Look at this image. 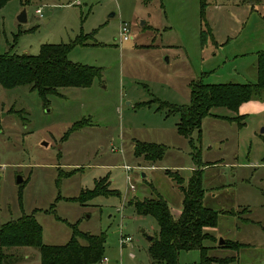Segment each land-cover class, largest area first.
Listing matches in <instances>:
<instances>
[{"label": "rangeland", "instance_id": "374dc122", "mask_svg": "<svg viewBox=\"0 0 264 264\" xmlns=\"http://www.w3.org/2000/svg\"><path fill=\"white\" fill-rule=\"evenodd\" d=\"M24 1L11 0L0 9V56H36L42 45H68L91 35L67 59L99 69L100 77L89 88L60 89L47 107L29 87L0 86V229L33 216L43 244H65L75 226L104 235L107 261L98 264H151L147 238L158 234L157 223L137 215L125 199L153 198L152 184L177 216L183 195L165 170H178L186 184L201 169L203 206L223 212L215 228L204 230L213 239L204 244L208 255L234 258L229 264H264V113L246 116L238 127L220 118L235 117L228 110L214 108L200 136L195 131L184 138L176 132L179 116L156 110L159 102L188 105L189 84L201 77L206 84L255 82L256 53L264 50V0H207L204 20L199 0H30L22 6ZM22 11L26 23L18 22ZM123 24L129 28L126 42L118 36ZM205 24L213 40L203 44ZM78 121L82 129L64 138ZM136 141L167 148L153 163L157 169H146L151 163L134 157ZM73 170L78 171L65 177ZM107 175L119 195L85 204L64 200L92 190ZM121 237L131 241L120 245ZM220 240L244 247L221 248ZM5 254L4 264H40L37 248ZM199 260L197 251L178 256V264Z\"/></svg>", "mask_w": 264, "mask_h": 264}, {"label": "trees", "instance_id": "16d2710c", "mask_svg": "<svg viewBox=\"0 0 264 264\" xmlns=\"http://www.w3.org/2000/svg\"><path fill=\"white\" fill-rule=\"evenodd\" d=\"M11 0H0L2 9ZM259 0H242V3H257ZM30 0L22 3L27 6ZM207 0H199L200 18L204 20ZM201 30V42L210 37L211 30L207 24ZM93 34V33H92ZM91 35L79 36L75 42L68 45L45 44L40 47L39 54L17 55L5 53L0 56V86L12 90L18 87H29L35 91L44 107L49 104L50 96L59 95L60 89L89 88L95 79L100 77L99 69L73 64L68 61L69 52L76 46H87ZM215 44V42L213 41ZM213 44V45H214ZM256 80L247 84H206L202 77L189 84V103L183 106H174L159 102L156 109H166L167 116H179L176 132L184 138H190L192 133H201L203 119L211 116L214 108H223L237 112L238 108L249 101H262L264 99V50L256 53ZM146 103L137 106H145ZM228 121H235L242 127L245 116L221 117ZM83 122L74 123L64 134V138L72 132L82 129ZM192 143V141H190ZM164 145L138 142L134 143L133 155L142 158L145 162L156 163L166 154ZM78 170H73L65 177H70ZM192 176L185 184L184 178L178 171L166 170V175L179 188L182 193L181 210L174 216L165 199L153 189V198H133L128 202L139 216H151L158 226V234L151 237L147 254L151 264H178L181 252L197 251L200 260L194 264H229L234 258H216L209 256L210 248L204 246L205 242H213L212 237L204 232L207 228H215L219 214L203 206L205 190L202 186V170L192 171ZM75 174V173H74ZM107 176L94 182L92 190H82L73 200L85 204L98 196L119 195L117 191L109 189ZM58 199H62L60 196ZM53 208V207H51ZM48 213L52 212L47 211ZM57 220L58 219L56 217ZM72 235L63 245H46L42 243V229L33 216H23L16 221L3 225L0 229V264H4L7 255L5 250L12 248H37L40 255V264H98L104 259L105 237L103 234L91 235L79 232L75 226H70ZM84 242V244L81 243ZM244 247L237 241H225L221 248L239 251Z\"/></svg>", "mask_w": 264, "mask_h": 264}, {"label": "crops", "instance_id": "0c3cea01", "mask_svg": "<svg viewBox=\"0 0 264 264\" xmlns=\"http://www.w3.org/2000/svg\"><path fill=\"white\" fill-rule=\"evenodd\" d=\"M231 114H232V116H252V115H259V114H262V113H264V99L261 101V102H256V101H249V102H247V103H244V104H242L239 108H238V110H237V112H231V111H229ZM226 117V116H225ZM231 118V117H230ZM151 165L152 166H150V167H145L146 169H157V167L156 166H154V164L153 163H151ZM124 166H126V165H124ZM67 167H70V166H68L67 165ZM74 167H76V166H74ZM144 168V167H143ZM204 168H206V166L204 167ZM124 169V168H123ZM174 169H177V168H174ZM169 171H172V172H174V170H170V169H168ZM125 171V170H124ZM166 171V170H165ZM175 171H178V170H175ZM127 173V172H126ZM142 176H144V175H142ZM107 177L109 178V176L107 175ZM101 178H103V177H101ZM100 179V178H99ZM127 179H128V176H127ZM110 183V182H109ZM111 185V184H110ZM131 186V185H130ZM130 186H129V189H130ZM109 188H110V186H109ZM134 188V187H133ZM149 188H152V189H155L154 187H153V185L152 184H149ZM111 189V188H110ZM112 190V189H111ZM132 192H135V188L134 189H130ZM156 190V189H155ZM157 191V190H156ZM158 192V191H157ZM163 198H164V196L161 194V193H159ZM63 198H67V197H63ZM130 200L132 199V198H129ZM129 199H125V202L128 204V202L130 201ZM165 199V198H164ZM166 201V200H165ZM167 202V201H166ZM181 203H182V200H181ZM107 260H106V258H104V260L102 261V262H106Z\"/></svg>", "mask_w": 264, "mask_h": 264}, {"label": "built area", "instance_id": "2783aa9c", "mask_svg": "<svg viewBox=\"0 0 264 264\" xmlns=\"http://www.w3.org/2000/svg\"><path fill=\"white\" fill-rule=\"evenodd\" d=\"M36 14H38L41 18H42V15H41V10H37L36 11ZM118 36H119V41L120 42H126L129 40V28H128V25L127 24H123L120 28H119V31H118ZM112 152H115L114 149H112ZM125 172H129L130 171V167L128 166H124L123 167ZM130 189H134L133 186L131 185L130 186ZM131 241L130 238H123L121 237V241H120V245H124V244H127ZM104 260V259H103Z\"/></svg>", "mask_w": 264, "mask_h": 264}, {"label": "water", "instance_id": "95a60500", "mask_svg": "<svg viewBox=\"0 0 264 264\" xmlns=\"http://www.w3.org/2000/svg\"><path fill=\"white\" fill-rule=\"evenodd\" d=\"M26 21H27V19H26L25 11H22L21 14L18 16V22L19 23H26ZM21 182H22L21 179L17 180V183H21ZM147 239H148V241H150L151 237H148ZM223 244H224V241L220 240L218 245L222 246Z\"/></svg>", "mask_w": 264, "mask_h": 264}]
</instances>
